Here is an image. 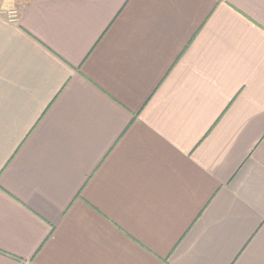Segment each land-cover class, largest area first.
Listing matches in <instances>:
<instances>
[{
    "label": "crops",
    "instance_id": "crops-1",
    "mask_svg": "<svg viewBox=\"0 0 264 264\" xmlns=\"http://www.w3.org/2000/svg\"><path fill=\"white\" fill-rule=\"evenodd\" d=\"M0 264H264V0H0Z\"/></svg>",
    "mask_w": 264,
    "mask_h": 264
}]
</instances>
